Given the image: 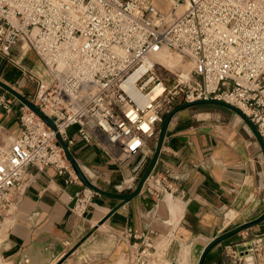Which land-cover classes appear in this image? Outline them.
<instances>
[{
  "label": "built area",
  "instance_id": "built-area-1",
  "mask_svg": "<svg viewBox=\"0 0 264 264\" xmlns=\"http://www.w3.org/2000/svg\"><path fill=\"white\" fill-rule=\"evenodd\" d=\"M26 49L42 76L20 64ZM163 50L189 67L168 69L157 60ZM0 58L19 68L18 84L36 82L27 98L56 127L23 103L17 135L7 136L0 124V216L28 185V165L53 166L68 173L66 181L81 183L55 136L69 149L72 126L80 139L120 160L158 141L177 105L213 99L240 109L264 141V0H0ZM0 105L11 110L4 96ZM142 186L157 197L184 192L168 169L152 167ZM98 193L81 184L69 195V211L83 217ZM127 233L140 243L134 262L149 264L155 232ZM222 248L226 264H264V232Z\"/></svg>",
  "mask_w": 264,
  "mask_h": 264
},
{
  "label": "crops",
  "instance_id": "crops-1",
  "mask_svg": "<svg viewBox=\"0 0 264 264\" xmlns=\"http://www.w3.org/2000/svg\"><path fill=\"white\" fill-rule=\"evenodd\" d=\"M0 60V81L28 97L11 76L1 79L7 64ZM0 96L11 101L8 112L0 105V124L13 137L20 131L22 102L1 85ZM75 129L68 128L75 138L69 149L99 193L78 217L68 209L69 195L82 182L66 181L68 173L53 166L28 165V185L9 214L0 216V264H138L133 253L140 243L129 228L155 232L149 264H197L213 238L264 213V148L250 123L228 105L204 102L178 110L154 149L148 145L120 160L80 139ZM156 154L154 169H168L183 193L166 190L157 197L142 186ZM260 232L264 221L214 245L203 264H226L225 243Z\"/></svg>",
  "mask_w": 264,
  "mask_h": 264
},
{
  "label": "water",
  "instance_id": "water-1",
  "mask_svg": "<svg viewBox=\"0 0 264 264\" xmlns=\"http://www.w3.org/2000/svg\"><path fill=\"white\" fill-rule=\"evenodd\" d=\"M0 85L2 87H4L5 89H7L8 91H10L11 93H13L24 105H26L28 108H30L32 111H34L52 130H56V127H55V124L53 122V119L51 117H49L47 114H45L39 107L37 104L33 103L32 101H30L27 97H25L24 95H22L21 93L17 92L16 90H14L13 88L9 87L8 85L2 83L0 81ZM204 102H215V103H222V104H225V105H228L230 106L231 108H233L235 111H237L239 114H241L248 123H250V125L255 129V132H256V135L257 137L259 138L260 140V143H261V146L262 148H264V141H262V139L258 136L257 134V131H256V128L255 126L250 122V120L248 119V117L240 110L238 109L237 107H234L228 103H225L223 101H218V100H213V99H209V100H195V101H192V102H186V103H182L180 105H177L172 111H170L164 118V121L162 123V126H161V132H160V136H159V140L161 141L164 137V134H165V131L167 129V126H168V123L169 121L171 120L173 114L175 112H177L178 110L180 109H183V108H187V107H191V106H195L197 104H201V103H204ZM56 136V139L58 141V144L62 147L64 153H65V156L67 158V160L69 161L73 171L75 172V174L77 175L78 179L82 182V184L84 185H89L91 186V183L86 179V177L84 176V174L82 173L80 167L78 166V164L76 163L74 157H73V154L71 153V151L68 149V147L66 146L65 142L63 141L61 135L59 132H56L55 134ZM158 152V151H157ZM156 157H157V154L150 166V168L148 169L147 173L152 169L154 163H155V160H156ZM146 173V174H147ZM145 174V176H146ZM144 176V177H145ZM144 179V178H143ZM143 182V180H142ZM141 182V183H142ZM127 199H129L127 197ZM262 221H264V213H262L259 217H257L256 219H253L251 221H248L246 223H243L233 229H230L218 236H216L215 238H213L204 248L203 250L201 251L199 257H198V261H197V264H203L204 262V259L208 253V251L214 246V245H217L218 243L222 242L223 240L239 233L240 231L242 230H245L247 228H250L254 225H257L259 223H261ZM96 229V227H93L86 235L84 238H86L87 236H89L94 230ZM80 244V243H78ZM77 244V245H78ZM76 245V246H77ZM73 247L68 253H66L65 257H67L69 254L72 253V251L76 248Z\"/></svg>",
  "mask_w": 264,
  "mask_h": 264
},
{
  "label": "rangeland",
  "instance_id": "rangeland-1",
  "mask_svg": "<svg viewBox=\"0 0 264 264\" xmlns=\"http://www.w3.org/2000/svg\"><path fill=\"white\" fill-rule=\"evenodd\" d=\"M167 3H168V5L170 4L169 2H167ZM177 13H178V11L175 14H177ZM167 52H169L171 57L178 58L181 62H186L185 59L180 57L177 53L170 52V51H167ZM27 53H28V55L24 56L22 58L20 64L22 66L32 70V71H37V73H39L42 76L43 75V69H42L41 64L37 60L35 54L33 53V51L31 49H26V54ZM14 55L16 57L19 56V54L16 51H14ZM6 64H7V66H6L7 68L5 69V71H3V76H1V79H3L4 77L11 76L14 79V81H12L11 83L15 84V86H18V83H19V80L22 76V73L20 72L18 67H15L11 63H6ZM0 65H1V60H0ZM180 67H183V66H180ZM172 71H173V69H172ZM35 89H36V82L33 80H30L29 82H26V84L24 85L23 91H25V94H28V96L30 97L33 95ZM214 108H216V107H214ZM156 141H157L156 138L151 140V142L149 144V147L151 149H154V147L156 145Z\"/></svg>",
  "mask_w": 264,
  "mask_h": 264
},
{
  "label": "bare ground",
  "instance_id": "bare-ground-1",
  "mask_svg": "<svg viewBox=\"0 0 264 264\" xmlns=\"http://www.w3.org/2000/svg\"><path fill=\"white\" fill-rule=\"evenodd\" d=\"M166 4H163L162 7H166ZM179 10H176V12ZM157 60L164 64L168 69H175L177 67L183 66L182 68L187 69L189 67V64L186 62H181L178 58L171 57L169 52L167 50H163L157 57ZM180 64V65H179Z\"/></svg>",
  "mask_w": 264,
  "mask_h": 264
}]
</instances>
